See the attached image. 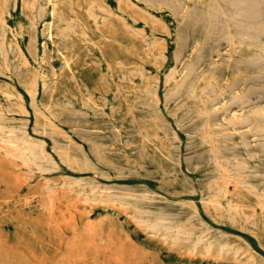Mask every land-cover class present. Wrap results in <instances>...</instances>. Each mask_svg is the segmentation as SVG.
Segmentation results:
<instances>
[{
  "label": "rangeland",
  "instance_id": "obj_1",
  "mask_svg": "<svg viewBox=\"0 0 264 264\" xmlns=\"http://www.w3.org/2000/svg\"><path fill=\"white\" fill-rule=\"evenodd\" d=\"M129 1L0 0V264H264V0Z\"/></svg>",
  "mask_w": 264,
  "mask_h": 264
},
{
  "label": "bare ground",
  "instance_id": "obj_2",
  "mask_svg": "<svg viewBox=\"0 0 264 264\" xmlns=\"http://www.w3.org/2000/svg\"><path fill=\"white\" fill-rule=\"evenodd\" d=\"M10 1H11V0H10ZM33 1H34V0H33ZM35 1H36V0H35ZM44 1H45V0H44ZM47 1H48V0H47ZM115 1H117V0H115ZM128 1H129V0H128ZM188 1H189V0H188ZM199 1H200V0H199ZM251 1H253V0H251ZM256 1H257V0H256ZM256 1H255V2H256ZM4 2H5V1H4ZM7 2H8V1H7ZM195 2H196V1H195ZM197 2H198V1H197ZM8 3H9V2H8ZM13 3H14V2H13ZM22 3H23V2H22ZM30 3H31V2H29V4H30ZM41 3H42V2H41ZM45 3H46V2H45ZM129 3H130V1H129ZM139 3H140V2H139ZM188 3H189V2H188ZM190 3H191V2H190ZM234 3H236V2H234ZM238 3H239V2H238ZM242 3H243V2H242ZM242 3L240 2L241 6L243 5ZM246 3H248V1H246ZM252 3H253V2H250V6H251ZM257 3L259 4V2H257ZM263 3H264V2H263ZM3 4H5V3H3ZM23 4H25V3H23ZM46 4H47V3H46ZM49 4H52V3H49ZM146 4H147V3H146ZM199 4H200V3H199ZM208 4H209V3H208ZM223 4H224V3H223ZM260 4H261V3H260ZM13 5H14V4H13ZM37 5H38V3H37ZM130 5H131V4H130ZM190 5H191V4H190ZM216 5H217V4H216ZM227 5H229V4H227ZM236 5H238V4H236ZM248 5H249V4H248ZM262 5H264V4H262ZM25 6H26V4H25ZM28 6H29V5H28ZM234 6H235V5H234ZM243 6H244V5H243ZM243 6H242V7H243ZM259 6H260V5H259ZM38 7H39V6H38ZM52 7H54V6H52ZM69 7H70V6H69ZM125 7H126V9L128 8L127 5H126ZM130 7H131V6H130ZM132 7H133V5H132ZM184 7H185V6H184ZM186 7H187V6H186ZM230 7H231V5L229 6V9H230ZM235 7H237V6H235ZM244 7H245V6H244ZM255 7L257 8V6H255ZM255 7H254V8H255ZM260 7H261V6H260ZM24 8H25V7H24ZM34 8H36V6H35ZM44 8H45V7H44ZM118 8H119V7H118ZM157 8H158V7H157ZM232 8H233V7H232ZM247 8H249V10H250V7L247 6ZM254 8L252 7V9H254ZM36 9H37V10H40L39 8H36ZM100 9H101V8H100ZM180 9H181V8H180ZM183 9H184V8H183ZM190 9H191V8H190ZM234 9H235V8H234ZM234 9H232V10H234ZM10 10H11V9H10ZM37 10H35V11H37ZM210 10H211V9H210ZM245 10H247V9H245ZM1 11H2V10H1ZM31 11H32V10H31ZM67 11H68V10H67ZM104 11H105V10H104ZM129 11H130V10H129ZM153 11H154V10H153ZM236 11H237V10H236ZM254 11H255V10H254ZM254 11H253V13H254ZM39 12H40V11H39ZM90 12H91V11H90ZM177 12L179 13L178 10H177ZM198 12H199V11H198ZM212 12H213V11H212ZM250 12H251V11H250ZM257 12H258V11H257ZM259 12H260V11H259ZM69 13H70V12H69ZM86 13H87V12H86ZM92 13H93V12H92ZM215 13H216V12H215ZM245 13H246V12H245ZM0 14H1V13H0ZM53 14H55V13H53ZM59 14H60V11H59ZM131 14H132V13H131ZM169 14H170V13H169ZM176 14H177V13H176ZM179 14H180V13H179ZM220 14H221V13H220ZM220 14H219V15H220ZM238 14H239V13H238ZM258 14H259V13H258ZM260 14H261V13H260ZM262 14H263V11H262ZM31 15H32V14H31ZM36 15H38V14H36ZM41 15H43V14H41ZM89 15H91V14H89ZM89 15H88V16H89ZM185 15H186V14H185ZM221 15H222V14H221ZM7 16H8V15H7ZM21 16H22V15H21ZM34 16H35V15H34ZM55 16L58 17V15H55ZM88 16H87V17H88ZM179 16H180V15H179ZM182 16H183V15H182ZM234 16H235V15H234ZM236 16H237V15H236ZM239 16H240V15H239ZM244 16H245V15H244ZM249 16H251V15H249ZM38 17H39V16H38ZM115 17H116V16H115ZM180 17H181V16H180ZM192 17H193V15H192ZM240 17H241V16H240ZM247 17H248V16H247ZM259 17H260V16H259ZM259 17H257V18L259 19ZM262 17H263V16H261V18H262ZM0 18H1V17H0ZM43 18H44V17H43ZM88 18H89V17H88ZM90 18H91V17H90ZM101 18H102V17H101ZM183 18H184V17H183ZM190 18H191V17H190ZM193 18H195V17H193ZM238 18H239V17H238ZM245 18H246V17H245ZM251 18H252V17H251ZM251 18H250V19H251ZM263 18H264V17H263ZM40 19H41V17H40ZM210 19H211V18H210ZM221 19H223V18H221ZM247 19H248V18H247ZM247 19H246V20H247ZM28 20H29V19H28ZM56 20H57V19H56ZM132 20H133V19H132ZM143 20H144V19H143ZM232 20H233V19H232ZM252 20H253V19H252ZM32 21H33V20H32ZM34 21H35V23H36V20H34ZM144 21H145V20H144ZM180 21H181V20H180ZM182 21H183V20H182ZM216 21H218V20L216 19ZM255 21H256V20H255ZM130 22H131V21H130ZM140 22H142V21H140ZM173 22H174V21H173ZM175 22H176V21H175ZM193 22H194V21H193ZM200 22H201V21H200ZM200 22H199V24H200ZM221 22H222V21H221ZM233 22H234V21H233ZM235 22H236V21H235ZM248 22H249V19H248ZM143 23H144V22H143ZM143 23H142V24H143ZM150 23H151V22H150ZM153 23H154V21H153ZM213 23H214V22H213ZM0 24H1V23H0ZM28 24H29V23H28ZM31 24H33V23L31 22ZM31 24H30V25H31ZM44 24H45V22H44ZM46 24H48V23H46ZM154 24H155V23H154ZM178 24H179V23H178ZM183 24H184V22H183ZM183 24H182V25H183ZM188 24H189V23H188ZM192 24H193V23H192ZM195 24H196V23H194V25H195ZM218 24H219V22H218ZM238 24H239V23H238ZM242 24H245V23H242ZM249 24H250V22H249ZM249 24H248V26H249ZM36 25H37V24H36ZM40 25H41V24H40ZM151 25H152V23H151ZM180 25H181V24H180ZM180 25H179V26H180ZM196 25H198V24H196ZM258 25H259V24H258ZM33 26H34V25H33ZM177 26H178V25H177ZM219 26H221V25H219ZM245 26H246V24H245ZM3 27H5V26H3ZM3 27H2V28H3ZM55 27H56V26H55ZM83 27H84V26H83ZM199 27H200V25H199ZM239 27H240V26H239ZM243 27H244V26H243ZM0 28H1V27H0ZM7 28H9V27H7ZM50 28H51V27H50ZM180 28H181V27H180ZM187 28H191V26H190V27H187ZM196 28H198V27H196ZM207 28H208V27H207ZM212 28H213V27H212ZM42 29H44V28L42 27ZM183 29H186V28H183ZM233 29H235V27H234ZM244 29H245V28H244ZM39 30H41V29H39ZM189 30H190V29H189ZM197 30H198V29H197ZM197 30H196V31H197ZM201 30H202V29H201ZM217 30H218V29H217ZM223 30H224V29H223ZM60 31H61V30H60ZM63 31L66 32L65 30H63ZM69 31H70V29H69ZM194 31H195V30H194ZM198 31H199V30H198ZM226 31H227V30H226ZM245 31H246V30H245ZM248 31H249V30H248ZM250 31H252V30L250 29ZM255 31H256V30H255ZM135 32H136V31H135ZM204 32H205V31H204ZM211 32H212V31H211ZM211 32H210V33H211ZM236 32H237V31H236ZM4 33H5V32H4ZM4 33H2V35H3ZM40 33H41V31H40ZM60 33H61V35L63 34L62 32H59V34H60ZM193 33H195V32H193ZM193 33H192V34H193ZM220 33H222V30H221ZM34 34H35V33H34ZM54 34H55V33H54ZM188 34H189V33H188ZM261 34H262V33H261ZM261 34H258V33H257L258 36H259V35L261 36ZM9 35H10V34H9ZM43 35H44V34H43ZM105 35H106V34H105ZM135 35H136V34H135ZM164 35H165V34H164ZM170 35H171V34H170ZM194 35H195V34H194ZM219 35H220V34H219ZM11 36H12V35H11ZM16 36H17V35H16ZM24 36H25V35H24ZM66 36H67V35H66ZM66 36H65V37H66ZM132 36H134V35H132ZM139 36H140V35H139ZM206 36H207V35H206ZM2 37L4 38V36H1V38H2ZM17 37H18V36H17ZM46 37H48V36H46ZM53 37H54V35H53ZM86 37H87V36H86ZM134 37H135V36H134ZM193 37H194V36H193ZM193 37H192V38H193ZM216 37H217V36H216ZM243 37H244V36H243ZM11 38H12V37H11ZM13 38H14V37H13ZM13 38H12V39H13ZM54 38H55V37H54ZM202 38H203V37H202ZM214 38H215V37H214ZM261 38H262V37H261ZM4 39H5V38H4ZM4 39H3V40H4ZM48 39H49V38H48ZM48 39H47V40H48ZM210 39H211V38H210ZM222 39H223V38H222ZM32 40H33V39H32ZM34 40H35V39H34ZM213 40H214V39H213ZM217 40H218V39H217ZM220 41H221V40H220ZM222 41H223V40H222ZM230 41H231V40H230ZM248 41H249V40H248ZM263 41H264V39H263ZM263 41H262V42H263ZM187 42H188V40H187ZM216 42H217V41H216ZM2 43H3V42H1V44H2ZM5 43H6V42H5ZM25 43H26V41H25ZM35 43H36V42H35ZM227 43H229V42H227ZM230 43H231V42H230ZM40 44H41V43H40ZM209 44H210V43H209ZM218 44H220V43H218ZM7 45H8V44H7ZM7 45H6V46H7ZM9 45H10V44H9ZM50 45H51V44H50ZM153 45H154V44H153ZM176 45H177V44H176ZM221 45H222V44H221ZM224 45H225V44H224ZM14 46H15V45H14ZM55 46H56V44H55ZM174 46H175V45H174ZM207 46H208V45H207ZM227 46H228V45H227ZM229 46H230V45H229ZM1 47H2V46H1ZM42 47H43V46H42ZM175 47H176V46H175ZM6 48H7V47H6ZM9 48H10V47H9ZM14 48H15V47H14ZM14 48H13V50H14ZM44 48H46V46H45ZM164 49H165V48H164ZM195 49H196V48H195ZM203 49H204V48H203ZM228 49H229V48H228ZM9 50H10V49H9ZM16 50H18L17 47H16ZM41 50H42V49H41ZM183 50H184V48H183ZM190 50H191V49H190ZM192 50L194 51V49H192ZM192 50H191V51H192ZM215 50H216V49H215ZM3 51H4V49H3ZM11 51H12V50H11ZM34 51H35V50H34ZM164 51H165V50H164ZM207 51H208V50H207ZM226 51H227V50H226ZM4 52H5V51H4ZM4 52H3V53H4ZM12 52H13V51H12ZM171 52H172V51H171ZM182 52H184V51H182ZM196 52H197V51H196ZM201 52H202V51H201ZM224 52H225V51H224ZM257 52H258V51H257ZM260 52H261V51H260ZM5 53H6V52H5ZM10 53H11V52H10ZM34 53H35V52H34ZM34 53H33V54H34ZM172 53H174V52H172ZM202 53H204V51H203ZM208 53H209V51H208ZM214 53H215V52H214ZM226 53H227V52H226ZM262 53H263V52H262ZM262 53H260V54H262ZM15 54H16V53H14V56H15ZM27 54H28V53H27ZM30 54H31V53H30ZM40 54H41V53H40ZM40 54H39V55H40ZM43 54H44V53H43ZM194 54H195V53H194ZM222 54H223V53H222ZM16 55H17V54H16ZM60 55H61V54H60ZM60 55H59V56H60ZM64 55H65V54H64ZM183 55H184V54H183ZM192 55H193V54H192ZM192 55H190V56H192ZM196 55H198V54H196ZM226 55H229V54H226ZM233 55H234V54H233ZM263 55H264V54H263ZM1 56H2V55H1ZM12 56H13V55H12ZM12 56H11V57H12ZM179 56H181V55H179ZM211 56H212V55H211ZM5 57H6V56H5ZM5 57H4L3 59H7V58H5ZM21 57H23V56H21ZM29 57H30V56H29ZM67 57H69V56H67ZM159 57H160V56H159ZM187 57H188V55H187ZM215 57H216V56H215ZM217 57H218V56H217ZM251 57H252V56H251ZM35 58H36V57H35ZM177 58H178V57H177ZM193 58H194V57H193ZM202 58H203V57H202ZM202 58H201V59H202ZM253 58H254V57H253ZM29 59H30V58H29ZM39 59H40V58H39ZM69 59H70V57H69ZM179 59H180V58H179ZM212 59H213V58H212ZM246 59H247V58H246ZM259 59H260V58H259ZM263 59H264V58H263ZM263 59H262V60H263ZM43 60H44V59H43ZM165 60H166V59H165ZM171 60H172V57H171ZM186 60H188V59H186ZM189 60H190V59H189ZM189 60H188V61H189ZM213 60H214V59H213ZM262 60H259V62L262 61ZM1 61H2V60H1ZM8 61H9V60H8ZM10 61H11V60H10ZM15 61H16V60H15ZM39 61H40V60H39ZM63 61H64V60H63ZM70 61H71V60H70ZM174 61H175V60H174ZM240 61H241V60H240ZM250 61H251V60H250ZM252 61H253V60H252ZM256 61H257V60H256ZM24 62H25V61H24ZM32 62H33V61H32ZM237 62H238V61H237ZM246 62H248V61H246ZM263 62H264V61H263ZM263 62H262V63H263ZM1 63H2V62H1ZM8 63H9V62H8ZM34 63H35V62H34ZM177 63H178V61H177ZM189 63H190V62H189ZM241 63H242V62H241ZM251 63H255V62L253 61V62H251ZM5 64H7V63H5ZM12 64H14V63H12ZM19 64H20V63H19ZM45 64H46V63H45ZM201 64H202V63H201ZM239 64H240V63H239ZM243 64H244V62H243ZM259 64H260V63H259ZM22 65H24V64H22ZM27 65H28V64H27ZM65 65H66V64H65ZM173 65L175 66L176 64H174V62H173ZM177 65H178V64H177ZM196 65H197V64H196ZM240 65H241V64H240ZM240 65H239V66H240ZM245 65H247V64H245ZM250 65H251V64H250ZM255 65H256V64H255ZM257 65H258V64H257ZM11 66H12V68H13V65H11ZM11 66H10V67H11ZM156 66H157V65H156ZM181 66H182V65H181ZM181 66H180V67H181ZM248 66H249V65H248ZM252 66H253V65H252ZM252 66H250V67H252ZM14 67H15V66H14ZM37 67H38V65H37ZM171 67H172V66H171ZM197 67H198V66H197ZM12 68H11V69H12ZM158 68H159V67H158ZM177 68H178V67H177ZM177 68H176V70H177ZM185 68H186V67H185ZM195 68H196V67H195ZM0 69H1V68H0ZM39 69H40V67H39ZM118 69H119V68H118ZM1 70H2V69H1ZM16 70H17V69H16ZM34 70H35V69H34ZM50 70H51V69H50ZM137 70H138V69H137ZM4 71H6V70H4ZM40 71H41V70H40ZM172 71H174V70H172ZM261 71H262V70H261ZM19 72H20V71H19ZM135 72H136V71H135ZM141 72H142V71H141ZM178 72H179V71H178ZM258 72H259V71H258ZM11 73H12V72H11ZM50 73H51V71H50ZM53 73H54V70H53ZM108 73H109V72H108ZM189 73H190V72H189ZM191 73H192V72H191ZM261 73H263V72H261ZM133 74H134V73H133ZM174 74H175V73H174ZM178 74H179V73H178ZM259 74H260V73H259ZM10 75H11V74H10ZM15 75H16V74H15ZM20 75H21V73H20ZM33 75H34V74H33ZM48 75H49V74H48ZM53 75H54V74H53ZM109 75H110V74H109ZM135 75H136V74H135ZM185 75H186V74H185ZM190 75H191V74H190ZM249 76H250V75H249ZM259 76H260V75H259ZM6 77H7V76H6ZM35 77H36V76H35ZM43 77H44V75H43ZM51 77H52V76H51ZM123 77H124V76H123ZM161 77H162V75H161ZM173 77H174V76H173ZM8 78H9V77H8ZM18 78H19V77H18ZM46 78H47V77H46ZM46 78H45V79H46ZM137 78H138V77H137ZM140 78H141V77H140ZM140 78H139V79H140ZM189 78H190V77H188V79H189ZM9 79H10V78H9ZM14 79H15V77H14ZM32 79H33V78H32ZM45 79H44V80H45ZM110 79H111V78H110ZM144 79H145V78H144ZM170 79H171V78H170ZM186 79H187V78H186ZM41 80H42V77H41ZM163 80H164V79H163ZM163 80H162V81H163ZM166 80H168V79H166ZM225 80H226V78H225ZM15 81H16V80H15ZM29 81H30V80H29ZM33 81H35V80H33ZM186 81H187V80H186ZM186 81H185V82H186ZM226 81H227V80H226ZM42 82H43V81H42ZM52 82H53V80H52ZM129 82H130V81H129ZM129 82H128V83H129ZM165 82H166V81H165ZM187 82H188V81H187ZM203 82H204V80H203ZM28 83H31V82H28ZM166 83H168V82H166ZM201 83H202V82H201ZM226 83H227V82H226ZM32 84H33V83H32ZM40 84H41V83H40ZM53 84H54V83H53ZM168 84H169V83H168ZM187 84H188V83H187ZM207 84H208V83H207ZM16 85H17V84H16ZM25 85H26V84H25ZM146 85H147V84H146ZM146 85L144 84V86H146ZM154 85H155V84H154ZM181 85H182V84H181ZM183 85H184V84H183ZM5 86H6V85H5ZM26 86H27V85H26ZM30 86H32V85H30ZM30 86H28V87H30ZM114 86H115V85H114ZM144 86H143V87H144ZM157 86H158V85H157ZM176 86H177V85H176ZM20 87H21V86H20ZM20 87H19V88H20ZM33 87H34V86H33ZM44 87H45V86H44ZM146 87H147V86H146ZM146 87H144V88L146 89ZM163 87H164V86H163ZM163 87H161V88L163 89ZM181 87H182V86H181ZM186 87H187V86H186ZM186 87H185V88H186ZM210 87H211V86H210ZM210 87H209V88H210ZM3 88H5V87H3ZM150 88H151V87H150ZM155 88H156V87H155ZM161 88H160V89H161ZM182 88H183V87H182ZM185 88H183V89H185ZM205 88H208V87H205ZM231 88H232V87H231ZM231 88H230V89H231ZM10 89H11V88H10ZM20 89H21V88H20ZM31 89H32V88H31ZM46 89H47V88H46ZM121 89H122V88H121ZM123 89H124V88H123ZM135 89H136V88H135ZM183 89H182V91H183ZM11 90H12V89H11ZM28 90H29V89H28ZM41 90H43V87H42ZM51 90H52V89H51ZM115 90H116V89H115ZM125 90H126V89H125ZM136 90H137V89H136ZM147 90H148V89H147ZM175 90H176V89H175ZM179 90L181 91V89H179ZM201 90H202V89H201ZM222 90H223V89H222ZM233 90H234V89H232V92H233ZM238 90H239V88H238ZM24 91H26V90L24 89ZM24 91H23V92H24ZM30 91H31V90H30ZM150 91H153V90H150V89H149V92H150ZM172 91H173V90H172ZM187 91H188V90H187ZM196 91H198V90H196ZM203 91H204V90H203ZM206 91H207V90H206ZM218 91H219V90H218ZM229 91H230V90H229ZM1 92H2V91H1ZM120 92H121V91H120ZM133 92H134V91H133ZM140 92H142V91L140 90ZM153 92H154V91H153ZM168 92H169V91H168ZM173 92H174V91H173ZM184 92H185V91H184ZM208 92H209V91H208ZM227 92H228V91H227ZM238 92H239V91H238ZM24 93H25V92H24ZM26 93H27V92H26ZM30 93H31V92H30ZM50 93H51V92H50ZM234 93H235V91H234ZM242 93H243V92H242ZM3 94H4V92H3ZM5 94H6V92H5ZM27 94H28V93H27ZM128 94H129V93H128ZM148 94H150V93H148ZM182 94H183V93H182ZM1 95H2V94H1ZM6 95H7V94H6ZM10 95H11V93H10ZM18 95H19V94H18ZM145 95H146V94H145ZM151 95H152V94H151ZM154 95H155V94H154ZM178 95H179V94H178ZM184 95H185V94H184ZM184 95H182V97H183ZM227 95H228V94H227ZM235 95H236V94H235ZM237 95H238V94H237ZM243 95H244V94H243ZM30 96H31V95H30ZM167 96H168V95H167ZM173 96H174V95H172V97H173ZM175 96H176V95H175ZM187 96H188V95H187ZM187 96H186V97H187ZM240 96H242V95H240ZM148 97H150V95H148ZM152 97H153V96H152ZM172 97H170V99H171ZM188 97H189V96H188ZM220 97H221V96H220ZM233 97H234V96H233ZM242 97H243V96H242ZM246 97H248V96L246 95ZM9 98H10V97H9ZM166 98H167V97H166ZM177 98H178V97H177ZM189 98L192 99L191 97H189ZM214 98H215V97H214ZM218 98H219V96H218ZM64 99H65V98H64ZM154 99H155V97H154ZM170 99H169V100H170ZM186 99H187V98H186ZM203 99H204V98H203ZM221 99H222V98H221ZM232 99H233V98H232ZM234 99H236V97H235ZM239 99H240V98H239ZM21 100H22V99H21ZM21 100H20V101H21ZM61 100H62V99H61ZM194 100H195V99H194ZM85 101H86V100H85ZM102 101H103V100H102ZM148 101H149V100H148ZM153 101H154V100H153ZM156 101H157V100H156ZM164 101H165V100H164ZM204 101H205V100H204ZM208 101H210V100H208ZM236 101H238V100H236ZM243 101H245V99H244ZM263 101H264V100H263ZM12 102H13V101H12ZM165 102H167V101H165ZM165 102H164V103H165ZM217 102H218V101H217ZM228 102H229V101H228ZM239 102H241V101H239ZM250 102H251V100H250ZM13 103H14V102H13ZM152 103H153V102H152ZM167 103H168V102H167ZM215 103H216V102H215ZM223 103H224V100H223ZM223 103H222V104H223ZM231 103H232V101H231ZM234 103H236V102L234 101ZM4 104H5V103H4ZM33 104H34V103H33ZM39 104H40V103H39ZM95 104H96V103H95ZM108 104H109V103H108ZM154 104H156V102H154ZM204 104H205V103H204ZM226 104H227V103H226ZM245 104H247V103H245ZM17 105H18V104H17ZM64 105H65V104H64ZM64 105H63V106H64ZM67 105H68V104H67ZM152 105H153V104H152ZM162 105H163V103H162ZM166 105H167V104H166ZM166 105H165V107H166ZM201 105H202V104H201ZM208 105H209V104H208ZM211 105H212V104H211ZM228 105H229V104H228ZM240 105H241V104H240ZM248 105H249V104H248ZM1 106H2V105H1ZM7 106H8V105H7ZM14 106H15V105H14ZM48 106H49V105H48ZM156 106H158V105H156ZM224 106L226 107V105H224ZM236 106H238V104H237ZM236 106H235V107H236ZM245 106H246V105H245ZM8 107H9V106H8ZM15 107H16V106H15ZM43 107H44V106H43ZM53 107H54V106H53ZM65 107H66V106H65ZM67 107H68V106H67ZM109 107H110V106H109ZM154 107H155V106H154ZM160 107H161V106H160ZM242 107H243V106H242ZM242 107H240V108H242ZM17 108H18V106H17ZM33 108H34V106H33ZM155 108H156V107H155ZM163 108H164V107H163ZM167 108H168V107H167ZM213 108H214V107H213ZM215 108H217V107H215ZM223 108H224V107H223ZM227 108H228V107H227ZM221 109H222V108H221ZM22 110H23V109H22ZM22 110H21V111H22ZM217 110L219 111V109H217ZM163 111H164V110H163ZM229 111H230V110H229ZM23 112H25V111H23ZM27 112H28V111H27ZM33 112H34V111H33ZM35 112H37V111H35ZM35 112H34V113H35ZM212 112H213V111H212ZM227 112H228V111H227ZM241 112H242V111H241ZM245 112H246V111H245ZM251 112H252V111H251ZM14 113H15V112H14ZM20 113H21V112H20ZM34 113H33V114H34ZM231 113H232V112H231ZM231 113H230V114H231ZM234 113H235V112H234ZM258 113H259V112H258ZM1 114H2V112H1ZM17 114H18V113H17ZM21 114H22V113H21ZM47 114H48V113H47ZM108 114H109V113H108ZM228 114H229V113H228ZM236 114H237V113H236ZM247 114H248V113H247ZM165 115H166V114H165ZM223 115H224V114H223ZM240 115H241V114H240ZM259 115H262V112H261ZM39 116H40V115H39ZM41 116H42V115H41ZM226 116H227V115H226ZM229 116H230V115H229ZM236 117H237V116H236ZM254 117H255V116H254ZM260 117H261V116H260ZM53 118H54V117H53ZM219 118H220V116H219ZM232 118H233V117H232ZM227 119H228V117H227ZM229 119H230V117H229ZM232 120H233V119H232ZM262 120H263V119H262ZM2 121H3V120H2ZM17 121H19V120H17ZM27 121H28V120H27ZM220 121H221V120H220ZM227 121H229V120H227ZM241 121H242V120H241ZM15 122H16V121H15ZM48 122H49V121H48ZM247 122H248V121H247ZM231 123H232V122H231ZM34 124H36V123H34ZM57 124H58V123H57ZM232 124H234V123H232ZM235 124H236V123H235ZM235 124H234V125H235ZM48 125H49V124H48ZM234 125H233V126H234ZM236 125H238V123H237ZM239 125H241V124L239 123ZM12 126H13V125H12ZM14 126H15V125H14ZM16 126H17V125H16ZM34 126H35V125H34ZM19 127H20V126H19ZM49 127H51V125H50ZM244 127H245V126H244ZM24 128H25V127H24ZM34 128H35V127H34ZM56 128H57V127H56ZM248 128H249V127H248ZM35 129H36V128H35ZM5 130H6V129H5ZM27 130H28V129H27ZM50 130H51V129H50ZM57 130H59V129L57 128ZM241 130H242V129H241ZM253 130H255V128H254ZM3 131H4V130H3ZM55 131H56V130H55ZM0 132H1V131H0ZM11 132H12V131H11ZM31 132H32V131H31ZM56 132H57V131H56ZM60 132H61V131H60ZM144 132H145V131H144ZM144 132H143V133H144ZM249 132H251V131H249ZM261 132H262V131H261ZM36 133H37V132H36ZM146 133H147V132H146ZM196 133H197V132H196ZM237 133H238V132H237ZM245 133L247 134V131H246ZM251 133H252V132H251ZM23 134H25V133H23ZM37 134H39V133H37ZM134 134H135V133H134ZM174 134H175V133H174ZM235 134H236V132H235ZM6 135H7V134H5V136H6ZM63 135H64V134H63ZM63 135H62V136H63ZM140 135H141V134H140ZM149 135H150V134H149ZM22 136H23V135H22ZM50 136H51V135H50ZM57 136H58V135H57ZM250 136H251V135H250ZM7 137H8V136H7ZM63 137H64V136H63ZM152 137H153V135H152ZM170 137H171V136H170ZM9 138H10V137H9ZM26 138H27V137H26ZM46 138H47V137H46ZM58 138H59V137H58ZM60 138H61V136H60ZM60 138H59V139H60ZM142 138H143V137H142ZM142 138H141V139H142ZM150 138H151V137H150ZM251 138H252V137H251ZM261 138H263V137H261ZM28 139H29V138H28ZM61 139H62V138H61ZM146 139H148V138H146ZM255 139H256V138H255ZM113 140H115V139H113ZM124 140H125V139H124ZM133 140H134V139H133ZM257 140H258V139H257ZM21 141L23 142V140H21ZM21 141H19V142L21 143ZM172 141H173V140H172ZM19 142H18V143H19ZM47 142H48V141H47ZM66 142H67V141H66ZM109 142H110V141H109ZM112 142H113V141H112ZM123 142H125V141H123ZM140 142H141V141H140ZM140 142H139V143H140ZM147 142H148V141H147ZM261 142H262V141H261ZM16 143H17V142H16ZM42 143H43V142H42ZM72 143H74V142H72ZM24 144H25V143H24ZM34 144H35V143H34ZM40 144H41V143H40ZM61 144H62V143H61ZM263 144H264V143H263ZM7 145H8V143H7ZM11 145H12V144H11ZM13 145L15 146V144H13ZM44 145H46V144H44ZM62 145L64 146V144H62ZM65 145H66V144H65ZM68 145H69V144H68ZM130 145H131V144H130ZM140 145H142V144H140ZM144 145H145V144H144ZM30 146H31V145H30ZM111 146H112V145H111ZM128 146H129V145H128ZM11 147H12V146H11ZM15 147H16V146H15ZM20 147H21V146H20ZM33 147H34V146H33ZM158 147H159V146H158ZM171 147H172V146H171ZM40 148H41V147H40ZM40 148H39V149H40ZM71 148H72V146H71ZM75 148H78V147H75ZM13 149H14V147H13ZM17 149H18V148H17ZM34 149H35V148H34ZM60 149H61V148H60ZM66 149H67V148H66ZM143 149H144V148H143ZM37 150H38V149H37ZM58 150H59V149H58ZM76 150H77V149H75V151H76ZM19 151H20V150H19ZM53 151H54V150H53ZM64 151H66V150H64ZM69 151H71V150H69ZM80 151H81V150H80ZM128 151H129V149H128ZM142 151H143V150H142ZM190 151H191V150H190ZM27 152H28V151H27ZM29 152H30V151H29ZM67 152H68V151H67ZM67 152H66V153H67ZM82 152H83V151H82ZM226 152H227V150H226ZM228 152H229V151H228ZM228 152H227V154H228ZM245 152H246V151H245ZM247 152H248V151H247ZM22 153H23V152H22ZM39 153H40V152H39ZM42 153H43V151H42ZM57 154H58V153H57ZM80 154H81V153H80ZM129 154H130V153H129ZM244 154H249V152H248V153H244ZM28 155H29L30 157H32V155H31L30 153H29ZM142 155H143V154H142ZM145 155H146V154H145ZM251 155H252V154H251ZM33 156H34V155H33ZM58 156H59V155H58ZM80 156H81V155H80ZM244 156H245V155H244ZM249 156H250V155H249ZM255 156H256V154H255ZM41 157H43V156H41ZM82 157H83V156H82ZM188 157H189V156H188ZM250 157H251V156H250ZM32 158H33V157H32ZM49 158H50V157H49ZM62 158H63V157H62ZM72 158H73V157H72ZM185 158H186V157H185ZM238 158H239V157H238ZM240 158H241V157H240ZM29 159H30V158H29ZM43 159H44V157H43ZM43 159H42V160H43ZM65 159H66V158H65ZM75 159H76V158H75ZM80 159H81V158H80ZM83 159H84V157H83ZM139 159H140V158H139ZM189 159L191 160V158H189ZM231 159H232V158H231ZM248 159H249V158H248ZM260 159H261V158H260ZM47 160H48V159H47ZM180 160H181V159H180ZM190 160H189V161H190ZM262 160H263V159H262ZM34 161H35V160H34ZM34 161H33V162H34ZM45 161H46V160H45ZM51 161H53V160H51ZM65 161H66V160H65ZM176 161H177V158H176ZM187 161H188V160H187ZM37 162H38V161H37ZM48 162H49V161H48ZM66 162H68V161H66ZM79 162H80V161H79ZM85 162H86V161L84 160V163H85ZM94 162H95V161H94ZM107 162H108V161H107ZM233 162H234V161H233ZM27 163H28V162H27ZM31 163H32V162H31ZM69 163H70V162H69ZM96 163H97V162H96ZM192 163H193V162H192ZM81 164H82V163H81ZM81 164H80V165H81ZM85 164H86V163H85ZM105 164H106V163H105ZM107 164H108V163H107ZM188 164H189V163H188ZM193 164H194V163H193ZM236 164H237V163H236ZM236 164H235V165H236ZM35 165H36V164H35ZM37 165H39V164H37ZM40 165H41V164H40ZM66 165H67V164H66ZM72 165H73V164H72ZM82 165H83V164H82ZM136 165L138 166V164H136ZM229 165H231V164H229ZM112 166H113V165H112ZM137 166H136V167H137ZM231 166H234V165H231ZM78 167H79V166H78ZM82 167H83V166H82ZM85 167H86V166H85ZM95 167H96V166H95ZM103 167H104V166H103ZM105 167H106V166H105ZM116 167H117V166H116ZM218 167H219V166H218ZM221 167H223V166H221ZM226 167H227V166H226ZM109 168H110V167H109ZM229 168H230V166H229ZM231 168H232V167H231ZM43 169H44V168H43ZM81 169H84V168H81ZM85 169H86V168H85ZM85 169H84V170H85ZM111 169H112V168H111ZM84 170H83V171H84ZM226 170H227V169H226ZM112 171H113V170H112ZM114 171H115V170H114ZM114 171H113V172H114ZM221 171H222V170H221ZM115 172H116V171H115ZM236 172H237V171H236ZM227 173H228V172H227ZM233 173H234V172H233ZM220 174H221V173H220ZM238 175H239V174H238ZM231 177H232V176H231ZM225 178H226V177H225ZM238 179H239V178H238ZM241 179H242V177H241ZM229 180H230V179H229ZM243 180H244V179H243ZM219 181H220V180H219ZM238 182H239V181H238ZM226 183H227V182H226ZM215 185H216V184H215ZM243 185H244V184H243ZM247 185H248V184H247ZM223 186H225V185H223ZM216 187H217V185H216ZM226 187H227V186H226ZM250 187H251V186H250ZM208 188H209V190H210V187H208ZM219 188H221V186H220ZM222 189H223V188H222ZM222 189H221V190H222ZM253 189H254V188H253ZM253 189H252V190H253ZM216 190H217V189H216ZM221 190H220V192H221ZM246 190H247V189H246ZM214 191H215V190H214ZM249 191H250V190H249ZM254 191L256 192L255 189H254ZM209 192H211V191H209ZM121 193H122V192H121ZM123 193H124V192H123ZM259 193H260V191H259ZM217 194H218V193L216 192V195H217ZM222 194H223V193H222ZM252 194H253V193H252ZM219 196H220V195H219ZM219 196H218V197H219ZM222 196H223V195H222ZM254 196H255V195H254ZM119 197H120V196H119ZM121 197H122V196H121ZM143 197H144V196H143ZM145 197H146V196H145ZM208 197H209V196H208ZM133 198H134V197H133ZM133 198H132V199H133ZM215 198H216V197H215ZM220 198H221V197H220ZM256 198H257V197H256ZM258 198H259V197H258ZM127 199H129V197H127ZM136 199H137V198H136ZM205 199H207V198H205ZM213 199H214V198H213ZM141 200H142V199H141ZM150 200H152V199H149V201H150ZM153 200H154V199H153ZM144 202H145V201H144ZM159 203H160V202H159ZM161 204H162V203H161ZM204 204H205V203H204ZM207 204H208V203H207ZM218 204H219V203H218ZM171 205H172V204H171ZM180 205H181V204H180ZM214 205H215V204H214ZM232 205H233V204H232ZM235 205H236V204H235ZM235 205H234V206H235ZM172 206H173V205H172ZM174 206H175V205H174ZM205 206H206V205H205ZM149 207H151V206H149ZM188 207H189V206H188ZM192 207H193V206H192ZM214 207H215V206H214ZM226 207H227V206H226ZM230 207H231V206H230ZM230 207H228V208H230ZM172 208H173V207H172ZM177 208H178V206H177ZM178 209H179V208H178ZM182 209H183V208H182ZM222 209H223V208H222ZM244 209H245V208H244ZM246 209H247V208H246ZM224 210H225V209H224ZM227 210H228V209H227ZM234 210L236 211V209H234ZM239 210H241V208H240ZM193 211H195V210H193ZM177 212H180V211H177ZM225 212H226V211H225ZM223 214H224V213H223ZM227 214H228V213H227ZM234 214H235V212H234ZM144 215H145V214H144ZM179 215H182V214H179ZM191 215H192V214H191ZM244 215H245V214H244ZM196 216H197V215H196ZM233 216H234V215H233ZM233 216H232V218H233ZM165 217H166V216H165ZM180 217H181V216H180ZM197 217H198V216H197ZM244 217H245V216H244ZM247 217H249V216H247ZM183 218H184V217H183ZM229 218H230V217H229ZM193 219H194V218H193ZM197 219H198V218H197ZM230 219H231V218H230ZM240 220H241V219H240ZM247 220H248V219H247ZM243 221H244V220H243ZM245 222H246V221H245ZM203 226H205V225H203ZM176 227H177V226H176ZM187 227H188V226H187ZM189 227H190V226H189ZM195 227H196V226H195ZM199 228H200V227H199ZM205 228H206V227H205ZM173 229H174V228H173ZM195 230H197V229H195ZM167 231H168V230H167ZM205 231H206V230H205ZM206 232H208V231H206ZM211 232H212V231H211ZM217 235H218V234H217ZM199 242H200V241H199ZM242 242H243V241H242ZM224 244H225V243H224ZM224 244H223V247H224ZM229 249H230V248H229ZM242 254H243V253H242Z\"/></svg>",
  "mask_w": 264,
  "mask_h": 264
}]
</instances>
